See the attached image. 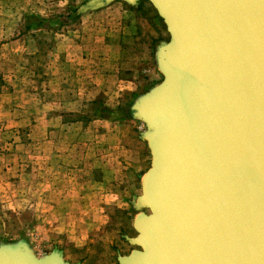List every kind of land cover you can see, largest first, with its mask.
Listing matches in <instances>:
<instances>
[{
    "label": "water",
    "instance_id": "1",
    "mask_svg": "<svg viewBox=\"0 0 264 264\" xmlns=\"http://www.w3.org/2000/svg\"><path fill=\"white\" fill-rule=\"evenodd\" d=\"M146 1L170 38L155 52L163 80L129 110L152 160L118 263L264 264V0ZM0 264L72 263L21 240L0 244Z\"/></svg>",
    "mask_w": 264,
    "mask_h": 264
},
{
    "label": "crops",
    "instance_id": "2",
    "mask_svg": "<svg viewBox=\"0 0 264 264\" xmlns=\"http://www.w3.org/2000/svg\"><path fill=\"white\" fill-rule=\"evenodd\" d=\"M80 1L0 0V183L8 174L47 176L55 171L51 161L65 156L63 183L46 182L55 192L42 201L64 207L65 227L57 226L56 232L65 228V246L78 250L104 228L112 205L128 204V191L133 205L136 189H142V166L121 151L119 130L134 121L119 122L112 115L85 122L84 116L94 110L130 109L139 95L160 83L150 48L166 28L151 5L123 2L85 12L67 21L65 30L28 26L33 15L46 19L64 8L68 13ZM152 25L156 36L150 33ZM43 47L50 50L43 81L36 83L25 61ZM61 141L65 155L58 153ZM27 166L32 170L27 172ZM66 252L65 260L77 264Z\"/></svg>",
    "mask_w": 264,
    "mask_h": 264
},
{
    "label": "rangeland",
    "instance_id": "3",
    "mask_svg": "<svg viewBox=\"0 0 264 264\" xmlns=\"http://www.w3.org/2000/svg\"><path fill=\"white\" fill-rule=\"evenodd\" d=\"M89 1L90 0H82L79 4L72 5L74 8L70 9L68 13H65V8L53 13L49 18H46L51 20L53 24L47 23L46 25L48 27L53 26L51 28L56 29L59 27L58 23L62 19L64 21L62 27H64L65 30V17L69 15L73 17L75 15L73 11L79 12ZM139 6L145 7L150 6V4L144 0ZM31 17L40 16L33 15ZM31 17L28 18V20L31 19ZM160 25H162V21H160ZM151 32H154L156 36L158 34L157 27L152 25L150 27V33ZM158 37V40L152 43L150 48V57L153 62L159 44L169 41L170 38L166 28L164 34L161 30L159 31ZM49 50L50 49L47 48L45 51L43 47L41 53L25 61L28 69H32L35 73L36 83L43 81L44 66L46 64L45 54H47ZM157 80H159V82L163 80L161 74ZM129 110L130 109H119L116 111L94 110L86 114V116H84L86 119L84 120L85 122L90 121L93 116L105 118L114 115L119 122L134 121L129 116ZM122 127L123 129H120ZM122 127L119 126V133L121 134L122 140L121 151L128 153V160L135 159V163H139L142 166V173L138 177V182L142 183L144 174L150 168L152 160L151 151L147 143L142 139V134L146 132L147 128L139 121H134L132 125L130 123L123 124ZM58 131L60 132L61 129L58 128L57 133H59ZM67 146L69 148V142ZM58 148L59 155H65V141L59 142ZM25 164H29V162L27 161ZM49 166L55 167V171L47 175L53 181H50L45 174L26 173L22 177L8 174L6 175L5 182L0 183V244L17 243L21 240H26L38 257L48 255L53 252V250H62L65 257V250H67V258L77 264H119L118 258L120 256L129 255L131 251L135 249V247L131 246L127 241V238H133L137 235L133 227L137 213L130 203L132 200V196H129L130 192L128 191V197L124 199H128V204L119 203L112 205L107 211L109 214L107 220L104 222V228L93 232L81 250L74 248L71 244L65 246V244L69 242L68 239H65V228H63L61 233L56 232L57 226L61 225L65 227V221L61 220L63 219L62 212H64V207L53 205L45 206V203L42 201L45 194L50 196L52 192H55L47 187L49 184L46 186V182H56V186L58 183H63L61 180L63 175H65V156L63 158H54ZM25 170L29 172L32 168L27 166ZM41 172L43 173V171ZM60 192L61 191H58L57 193ZM141 193L142 189H136L133 203Z\"/></svg>",
    "mask_w": 264,
    "mask_h": 264
},
{
    "label": "trees",
    "instance_id": "4",
    "mask_svg": "<svg viewBox=\"0 0 264 264\" xmlns=\"http://www.w3.org/2000/svg\"><path fill=\"white\" fill-rule=\"evenodd\" d=\"M73 14H75L73 17H71V15L65 17V23L67 21H76L82 15V13H79V12H76V11H73ZM47 23H52V21L49 20V19H44L42 17H31V19L28 20V26L29 27L36 26V27L42 28L44 26H47L46 25ZM58 24H59V27H62V25L64 24V21L61 19V21ZM51 27H53V26H49V28L52 29V30H56L57 31L59 29V27L56 28V29L55 28H51Z\"/></svg>",
    "mask_w": 264,
    "mask_h": 264
},
{
    "label": "bare ground",
    "instance_id": "5",
    "mask_svg": "<svg viewBox=\"0 0 264 264\" xmlns=\"http://www.w3.org/2000/svg\"><path fill=\"white\" fill-rule=\"evenodd\" d=\"M142 181H143V179H142ZM144 182H145V181H144ZM137 219H139L138 216H137Z\"/></svg>",
    "mask_w": 264,
    "mask_h": 264
}]
</instances>
